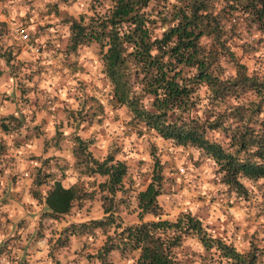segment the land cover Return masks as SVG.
<instances>
[{
	"label": "trees",
	"instance_id": "16d2710c",
	"mask_svg": "<svg viewBox=\"0 0 264 264\" xmlns=\"http://www.w3.org/2000/svg\"><path fill=\"white\" fill-rule=\"evenodd\" d=\"M87 1V12L61 17L67 48L96 43L108 85L105 103L124 108L130 131L196 149L210 161L220 192L248 198L245 181L258 179L264 188V56H256V66L249 67L233 48L252 49L235 42L239 29H254L264 42V0ZM10 46L0 49V56L13 69L23 62ZM89 99L81 118L99 121L103 105L96 97H87L81 108ZM78 110L68 112L75 116ZM13 120L20 121L15 112L0 117V131L11 134ZM60 135L57 129L53 133L55 140ZM55 140L51 144L58 146ZM72 140L79 171L103 178L86 190L77 181L63 184L48 170L41 179L33 178L35 184H49L42 196L32 191V197L43 205L44 216L55 218L98 191L101 202H108L104 215L69 223L66 236L100 229L104 238L95 256L101 264H112V252H136L134 264H264L262 247L253 243L239 251L191 210L179 211L173 219L160 217L157 196L163 180L152 144L150 179L134 194L139 219L123 223L113 198L119 192L117 200L123 201L125 182H131L126 163L115 157V149L99 159L87 149L89 139L74 134ZM145 213L153 218L142 219ZM187 238H195L201 249H183Z\"/></svg>",
	"mask_w": 264,
	"mask_h": 264
},
{
	"label": "rangeland",
	"instance_id": "374dc122",
	"mask_svg": "<svg viewBox=\"0 0 264 264\" xmlns=\"http://www.w3.org/2000/svg\"><path fill=\"white\" fill-rule=\"evenodd\" d=\"M0 1V13L5 17L0 21L4 24V27L0 25V49L10 38L17 39L13 31L15 25L27 32V43L23 42L37 48L35 62L23 59L22 65L7 68L8 76L5 77V69L0 68V78H4L0 85L8 86L0 91V117L15 112L20 119L17 123L11 121V134L0 131V261L7 260L8 264H101L95 256L104 238L100 229L66 236L69 223L104 215L103 208L108 202H101L98 191L55 218L44 216L43 205L32 197V191L42 196L49 184L44 181L35 184L33 178L48 170L63 184L77 181L86 190L103 178L97 174L86 176L79 171L72 151L74 134L89 139L87 149L94 157L100 159L107 151L115 149V157L126 163L131 182H125L127 189L123 201L117 200L119 192L113 198V209L123 223L139 219L134 194L150 179L148 146L152 144L161 163L163 180V192L157 196L160 217L173 219L179 211L191 210L239 251L248 250L253 243L262 247L264 258L262 180L245 181L250 190L248 198L220 192V185L212 180L210 161L200 157L196 149L174 145L151 133L137 136L125 123L124 108L106 105L108 85L96 43L68 49V30L61 22L63 16L77 17L87 12V0ZM258 39V32L252 28L239 29V36L235 38L236 43L243 41L252 45L248 53L241 51L240 45L233 47L249 67L256 66V56H264V42ZM17 45L22 46V43ZM0 66H5L1 56ZM91 95L103 105L99 121L81 118L86 115L84 109L90 99L83 108L81 104ZM76 108L79 110L75 116L69 114L68 109ZM56 129L61 133L58 140L53 137ZM2 135L6 142H2ZM53 140L59 145H52ZM150 218H153L150 214L142 215V219ZM183 249L198 251L201 247L195 238H187ZM135 255L136 252L125 256L112 252L108 258L112 264H134Z\"/></svg>",
	"mask_w": 264,
	"mask_h": 264
},
{
	"label": "crops",
	"instance_id": "0c3cea01",
	"mask_svg": "<svg viewBox=\"0 0 264 264\" xmlns=\"http://www.w3.org/2000/svg\"><path fill=\"white\" fill-rule=\"evenodd\" d=\"M2 4V1H0V5ZM1 7H0V12H1ZM5 17H2V13H0V21L4 20ZM6 20V19H5ZM1 32V30H0ZM2 34H0L1 37ZM14 37V36H13ZM15 38V37H14ZM0 40H2V38H0ZM17 40V39H15ZM13 40V38H10L9 41L3 45V48L5 46H7L8 44H11V48H13V50L16 52L15 58L18 60H23V59H27L30 58V60H32V62H35V60H33L34 54L36 53L34 47L32 46H27L26 43H24L23 41L17 40L19 43H22L21 45H17V41ZM1 68L5 69V72L3 73V76H8V72H7V65L5 64V66H0ZM4 79V78H3ZM3 79L0 78V82L3 81ZM11 79V78H10ZM6 89H8V86H4V85H0V91H5ZM2 142H6V138L4 135H2ZM15 172V171H14ZM25 173V172H23ZM31 202V200L29 201V203ZM28 203V204H29ZM33 207V205H32ZM32 255V254H31Z\"/></svg>",
	"mask_w": 264,
	"mask_h": 264
},
{
	"label": "built area",
	"instance_id": "2783aa9c",
	"mask_svg": "<svg viewBox=\"0 0 264 264\" xmlns=\"http://www.w3.org/2000/svg\"><path fill=\"white\" fill-rule=\"evenodd\" d=\"M233 20V19H232ZM13 31H14V35H15V37L18 39V40H21V41H24V42H26L27 41V32H26V30L23 28V27H21V26H18V25H15L14 27H13ZM27 43V42H26ZM34 49H35V51H36V47L34 46ZM0 264H8V261L7 260H1L0 261Z\"/></svg>",
	"mask_w": 264,
	"mask_h": 264
}]
</instances>
